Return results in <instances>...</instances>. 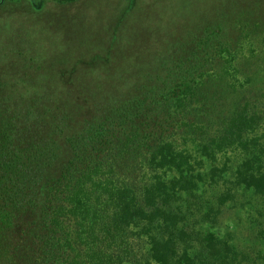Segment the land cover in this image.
<instances>
[{
	"label": "trees",
	"instance_id": "trees-1",
	"mask_svg": "<svg viewBox=\"0 0 264 264\" xmlns=\"http://www.w3.org/2000/svg\"><path fill=\"white\" fill-rule=\"evenodd\" d=\"M220 24L136 86L0 70V264H264V85Z\"/></svg>",
	"mask_w": 264,
	"mask_h": 264
},
{
	"label": "rangeland",
	"instance_id": "rangeland-1",
	"mask_svg": "<svg viewBox=\"0 0 264 264\" xmlns=\"http://www.w3.org/2000/svg\"><path fill=\"white\" fill-rule=\"evenodd\" d=\"M219 23L226 39L240 36L250 76L264 85V0H0V70L19 89L18 80L49 78L50 87L93 93L120 75L136 86Z\"/></svg>",
	"mask_w": 264,
	"mask_h": 264
}]
</instances>
